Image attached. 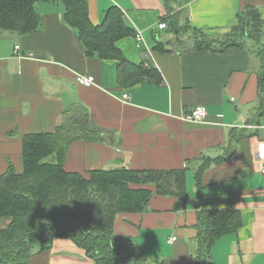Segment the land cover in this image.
<instances>
[{"label": "crops", "instance_id": "0c3cea01", "mask_svg": "<svg viewBox=\"0 0 264 264\" xmlns=\"http://www.w3.org/2000/svg\"><path fill=\"white\" fill-rule=\"evenodd\" d=\"M88 1L94 25L102 24L111 7L125 13L143 40L127 37L117 47L135 64L153 63L162 75L161 82L120 86L118 62L87 57L77 31L65 22L62 6L38 3V31L20 35L0 30V175L11 164L17 173L23 171V136L52 133L66 112L84 108L95 123L113 131L116 140L111 144L73 143L65 163L67 172L186 168L187 188L189 181L192 185L187 210L175 212L174 198L153 196L146 212L117 220L118 235L133 238L145 254L168 264H193L196 206L234 208L241 212L244 226L216 242L212 264H264V173L256 158L264 128L249 137L238 136L244 125L259 122L264 127V111L258 115L259 60L257 50L250 48L253 41L222 52L178 51L170 46L169 52H161L155 49L157 42L172 38L158 28L166 14L163 0ZM180 3L182 18L215 38L230 31L247 3L255 4L264 19V0ZM79 75L94 76L95 85H79ZM124 94L130 99L124 101ZM197 105L206 107L208 119L204 123L185 121V113ZM203 156L227 159L205 171V189L199 196L195 174ZM188 170L194 171L192 176ZM10 223V218L0 217V229ZM27 264L93 262L72 241L57 239L50 250L34 255Z\"/></svg>", "mask_w": 264, "mask_h": 264}, {"label": "trees", "instance_id": "16d2710c", "mask_svg": "<svg viewBox=\"0 0 264 264\" xmlns=\"http://www.w3.org/2000/svg\"><path fill=\"white\" fill-rule=\"evenodd\" d=\"M163 2L166 14L160 23L167 28L161 31L172 38L157 42L155 49L161 52H169L168 46L178 51L222 52L230 47L243 48L246 40L253 41L250 48L257 50L259 60L258 115L263 114L264 19L259 8L247 3L230 31L215 38L182 18L180 0ZM38 3L62 6L65 22L77 31L87 57L118 62L120 86L161 82L162 75L153 63L135 64L117 47L118 41L137 37L119 7H111L102 24L94 25L88 0H0V30L20 35L38 31ZM93 120L88 110L75 108L63 115L54 132L23 136V171L17 173L11 164L0 175V217L11 219L6 228L0 229V264H27L34 255L50 250L57 239L72 241L93 264H168L145 254L133 238L118 235L116 223L127 214L146 212L153 196L174 198L175 212L187 210V169L120 167L92 170L85 175L67 172L65 163L73 143L111 144L116 140L113 131ZM253 133L245 129L238 136L257 134ZM225 159L201 158L202 165L195 174L199 196L205 189V171ZM196 208L197 252L193 264H212L216 242L224 235L237 233L244 220L238 209H202L200 204Z\"/></svg>", "mask_w": 264, "mask_h": 264}, {"label": "built area", "instance_id": "2783aa9c", "mask_svg": "<svg viewBox=\"0 0 264 264\" xmlns=\"http://www.w3.org/2000/svg\"><path fill=\"white\" fill-rule=\"evenodd\" d=\"M158 27L160 30L167 28L165 23H160ZM137 40L139 42L143 40V36L141 33L137 35ZM19 49L20 47L16 46V50ZM27 57H31V55ZM76 78H77L76 81L79 85L87 88L94 86L96 83V79L94 78V76L92 77L91 75H79ZM129 99L130 97L127 94L123 95L124 101H127ZM183 119L185 121L192 123H204L208 119L207 109L204 106L197 105L192 109V111L185 113ZM243 128L250 131H254V130L257 131L259 129H263L264 127L256 124V125H248V126L244 125ZM256 158L262 163L261 172L264 173V140L260 141L256 147ZM175 239L176 238H173L170 242L172 243Z\"/></svg>", "mask_w": 264, "mask_h": 264}, {"label": "rangeland", "instance_id": "374dc122", "mask_svg": "<svg viewBox=\"0 0 264 264\" xmlns=\"http://www.w3.org/2000/svg\"><path fill=\"white\" fill-rule=\"evenodd\" d=\"M192 172H194L193 170H188V175L189 176H192ZM191 182L189 181V187H188V190L191 191L192 190V187H191Z\"/></svg>", "mask_w": 264, "mask_h": 264}]
</instances>
